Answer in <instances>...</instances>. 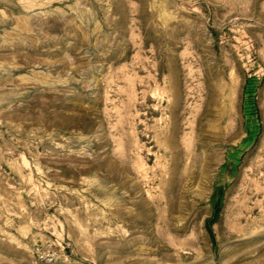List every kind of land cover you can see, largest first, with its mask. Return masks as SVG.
Here are the masks:
<instances>
[{
  "label": "rangeland",
  "instance_id": "rangeland-1",
  "mask_svg": "<svg viewBox=\"0 0 264 264\" xmlns=\"http://www.w3.org/2000/svg\"><path fill=\"white\" fill-rule=\"evenodd\" d=\"M0 264H264V0H0Z\"/></svg>",
  "mask_w": 264,
  "mask_h": 264
}]
</instances>
